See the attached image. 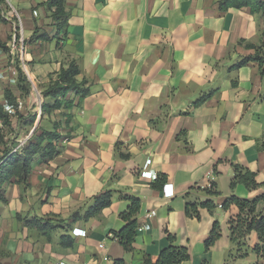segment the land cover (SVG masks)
I'll use <instances>...</instances> for the list:
<instances>
[{"label":"crops","instance_id":"0c3cea01","mask_svg":"<svg viewBox=\"0 0 264 264\" xmlns=\"http://www.w3.org/2000/svg\"><path fill=\"white\" fill-rule=\"evenodd\" d=\"M47 1L2 5L16 16L0 20V39L21 35L24 44L21 60L20 51L11 57L0 47V72L20 68L31 89L23 95L18 74L9 72V80H0V102L10 88L17 102L32 107L39 128L58 125L59 152L47 161L36 156L27 182L13 179L6 186L0 262L144 264V253L157 259L171 234L190 253L179 264H264L252 251L259 242L255 230L247 239L248 255L228 256L237 252L230 220L239 208L223 207L232 195L254 199L264 193V76L256 61L230 69L254 52L241 40L264 43V17L249 7L223 10L219 0H65L68 25L59 31ZM71 61L79 65L78 81H89L90 93L83 99L74 90L46 97L44 89ZM35 88L44 102L61 105L44 114L35 106ZM234 164L254 172L262 186L239 183L233 189ZM212 183L220 194L193 189ZM170 190L174 195H165ZM106 191L112 192L111 205L85 217ZM128 197L141 201L132 251L116 236L132 203ZM208 199L215 209L201 207L200 218L187 215L188 201ZM151 211L156 213L148 217ZM35 218L53 225L50 240L28 224ZM216 221L221 236L206 249ZM63 235L74 244L62 245Z\"/></svg>","mask_w":264,"mask_h":264},{"label":"trees","instance_id":"16d2710c","mask_svg":"<svg viewBox=\"0 0 264 264\" xmlns=\"http://www.w3.org/2000/svg\"><path fill=\"white\" fill-rule=\"evenodd\" d=\"M4 0H0V11L3 9L2 5ZM47 6L51 12L52 17L56 21L57 29L60 31L63 26L68 25V12L65 8V0H48ZM220 8L227 10L230 7H249L252 13L260 14L264 17V0H219ZM0 20L5 21L1 15ZM41 30L37 25L35 35ZM264 37V30L262 32ZM49 38L48 35H45ZM246 48L253 49L254 52L247 56L242 57L239 61L230 66L232 68H239L246 65L250 61H256L259 64L261 74L264 76V43L253 44L246 40H241ZM0 47L7 50V42L0 39ZM80 72L79 65L76 61H71L68 67H64L59 72L56 79L52 80L43 93L46 97H57L58 95H66L69 91L74 90L81 94V99L90 93V85L87 79L78 81L77 75ZM18 86L23 95L28 94L31 89L24 72L18 69ZM5 99L9 104L17 106V97L10 88L5 89ZM62 103V102H61ZM61 103L59 102H44L42 104V111L44 114H50L54 108H58ZM73 103H66V107H72ZM21 117L20 112L17 111L13 117ZM12 116L5 110L4 104L0 102V121L2 124L11 125ZM67 122H70V116H68ZM41 128V127H40ZM36 127L28 144L17 152H5L0 158V201L6 202V186L17 180L26 183L28 176L32 170V164L36 156L40 155L42 160L52 159L59 149L56 147V140L59 133L57 131L58 125L53 130L40 129ZM40 129V130H39ZM4 130L0 126V142L4 143ZM264 146V143H263ZM234 178L231 186L234 189L237 184L243 183L249 189H256L262 186L256 180L254 172L250 171L246 167L239 164H234ZM162 178V177H161ZM197 191L205 192L211 196L220 194L216 183H212L207 188H193ZM131 200L129 208L121 214V218L125 221L124 227L116 232V236L119 241L128 251L134 249V241L137 233L138 222L136 215L141 208V201L135 197H128ZM112 203V192L106 191L105 193L95 198V203L90 207L85 217L98 215L105 207L110 206ZM231 204H236L239 208V213L236 217L230 220V239L233 247L237 250L232 254V250L228 256L244 257L248 255L250 248L247 244V239L251 231L255 230L259 236V242L252 248V251L257 253L259 257L264 258V193L254 199H244L238 196L232 195L223 204V207L228 208ZM208 208L213 210L216 207V203L212 199H208L204 202H192L188 201L186 204V213L190 217L200 218L199 209ZM79 217L78 213H74L73 219ZM30 226L37 228L40 231H44L48 240L51 239L50 233L54 229L53 225L44 221V219H31L28 221ZM221 236V226L218 221L213 225L209 237L205 240V248L209 249L215 244V242ZM170 245L162 249L157 259H153L150 255L144 253V264H179L190 259V253L187 247L175 245V237L171 234L168 235ZM61 243L64 246H72L74 240L66 235L61 236ZM114 264H125L123 259L115 260ZM202 264H211L208 261H204Z\"/></svg>","mask_w":264,"mask_h":264},{"label":"built area","instance_id":"2783aa9c","mask_svg":"<svg viewBox=\"0 0 264 264\" xmlns=\"http://www.w3.org/2000/svg\"><path fill=\"white\" fill-rule=\"evenodd\" d=\"M0 15L2 18H9L10 19V17L16 16V12L15 11L7 12L3 8L0 11ZM20 28L21 27H20L19 23H17V26H16L17 32H20ZM23 44H24L23 37L21 35H19V36L14 35L13 38L7 42V50H5V52L7 53V55H9L11 57H15V55L17 53L16 51H20L18 57L21 60V59H23ZM11 61H13V58H11ZM24 66H25V64H23V67ZM7 70H8V74L0 72V80L7 81L10 79V76H11L10 73L17 74V70L15 69V67H13V65H9ZM34 91H35V104L37 107L40 108V107H42V104L44 103L42 91H40L38 88H35ZM4 101L5 102L3 104L5 107V110L8 111L11 116L15 115L17 111H20L24 108V103L21 101H19L17 103V106L9 104L6 99H4ZM34 129H36V126L32 129V131L25 138L19 140L15 144L14 148L11 150V153L21 151L28 144L31 137L33 136ZM165 195L172 196V195H174V191L170 190V192L165 193ZM155 213H156V211H151L150 213L147 214V216L152 217L155 215ZM140 229H142V228H140Z\"/></svg>","mask_w":264,"mask_h":264},{"label":"rangeland","instance_id":"374dc122","mask_svg":"<svg viewBox=\"0 0 264 264\" xmlns=\"http://www.w3.org/2000/svg\"><path fill=\"white\" fill-rule=\"evenodd\" d=\"M31 108V106L26 107V105L24 104V108L19 111L21 117H19V115L18 117H13V115L11 118V125L2 124V122L0 121V126L4 130V143L0 142V158L5 154V152H10L14 148L15 144L19 140L25 138L35 126L38 128L37 115H33L32 112L28 111V109L31 110ZM44 125L47 124H43L41 128H43ZM35 130L36 129H34V131ZM0 264L2 263L0 262Z\"/></svg>","mask_w":264,"mask_h":264}]
</instances>
